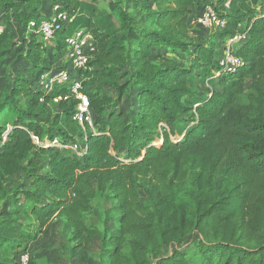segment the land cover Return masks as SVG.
Wrapping results in <instances>:
<instances>
[{
    "label": "trees",
    "instance_id": "obj_1",
    "mask_svg": "<svg viewBox=\"0 0 264 264\" xmlns=\"http://www.w3.org/2000/svg\"><path fill=\"white\" fill-rule=\"evenodd\" d=\"M20 2L0 0V12H16ZM41 2L29 5L31 19ZM152 2L139 20L120 8L116 24L86 1H55V13L74 19L57 33L53 59L76 30L94 38L80 70L92 127L73 119L77 99L54 102L66 85L49 94L34 85L53 67L48 41L24 27L11 31L25 46L30 77L17 74L0 100V264H18L60 218L75 248L89 246L99 229L86 215L97 197L109 206L105 223L116 222L103 233L102 264H264V0ZM206 7L225 26L193 41L188 20ZM241 34L232 53L246 64L225 70L217 42ZM158 49L185 62L164 63ZM7 54L0 49V60ZM74 143L87 151L76 153ZM24 164L26 180L6 186ZM189 236L196 239L185 245Z\"/></svg>",
    "mask_w": 264,
    "mask_h": 264
},
{
    "label": "rangeland",
    "instance_id": "obj_2",
    "mask_svg": "<svg viewBox=\"0 0 264 264\" xmlns=\"http://www.w3.org/2000/svg\"><path fill=\"white\" fill-rule=\"evenodd\" d=\"M8 1V0H7ZM13 1V0H11ZM20 1V0H15ZM40 10H43V18H49L54 15L56 8L55 1L57 0H41ZM95 7V12L100 15L101 18H105L119 24L120 8L128 10L132 16L139 20L150 8L153 6L152 0H83ZM45 2L48 4L45 6ZM18 11H10L3 13L2 21L5 26V36L0 40V49L6 48L8 54L0 60V100H2L10 91L14 84L17 74L26 75V72H30L29 66L25 64L24 51L25 46L19 40V37H11V31H15L21 28H25L26 34L32 39L40 40L41 37L32 31H28V21L32 16H28L26 11L30 6L35 7L37 0H21ZM28 5V6H27ZM203 7L201 8V10ZM34 17V16H33ZM188 29L190 37L193 41L201 40L208 41L215 37L217 30L215 27L206 28L198 24L195 17L188 20ZM61 36H56L53 40L48 41L47 45L50 49L48 54V64L51 66H58L55 63V59L52 57V53L60 42ZM217 41L218 39L215 38ZM218 48L221 55H225L226 44L224 45L220 41ZM24 47V50H23ZM23 50V51H22ZM154 54H158L160 60L164 63L170 61H178L184 63V54L168 52L164 49H158L154 51ZM30 74V73H29ZM30 77V76H29ZM35 81V80H34ZM122 81H126V78ZM35 85V84H34ZM103 90L109 94L116 95V91L113 88L105 86ZM210 86L202 85L201 91L209 93ZM20 99V104L25 105L26 101L23 98ZM126 108L128 104H125ZM80 139V138H79ZM81 142V139L79 140ZM46 143V142H45ZM79 146H82L78 143ZM72 148V147H71ZM73 149V148H72ZM33 159V156H31ZM40 165H44L43 160H38ZM27 165L24 164L23 172L12 177V179L6 183V186L14 189L25 181ZM26 170V171H25ZM109 206H105L101 198L97 197L94 200V208L92 212L86 215V222L88 225H95L99 229V233L95 236L92 243L85 248H75V241L73 240L71 229L68 228L65 218L57 220L52 227L46 230L36 241H31L27 248V253L32 257L36 264H102L104 259V252L101 249V242L103 233L106 227H114L116 222L110 221L105 223L104 211ZM208 239L212 238L210 236ZM196 236H189L185 239L184 244L187 245L194 241Z\"/></svg>",
    "mask_w": 264,
    "mask_h": 264
},
{
    "label": "built area",
    "instance_id": "obj_3",
    "mask_svg": "<svg viewBox=\"0 0 264 264\" xmlns=\"http://www.w3.org/2000/svg\"><path fill=\"white\" fill-rule=\"evenodd\" d=\"M3 13L0 12V39L5 34V26L2 21ZM74 19V16L67 12H56L49 18L31 19L28 22V31L38 34L45 41H51L57 33L62 31ZM199 25L206 28H222L225 26V20H222L211 7H206L204 11L196 18ZM246 38L245 34L237 35L229 39L226 43L225 55L221 58V63L225 65V70L236 71L239 67L246 64L243 58L232 53L233 46ZM63 41L66 44L61 55L69 63L68 66H53L45 70L34 81L37 88H41L46 94L55 90L57 86L66 85L67 93L54 98V102L75 98L78 100L76 112L73 119L82 126H93V118L88 96L82 92L83 77L80 70L87 66L91 53L94 50V38L87 29H78L71 35L66 36ZM52 145L61 146L57 139L53 140ZM73 150L83 155L87 151V146H79L78 143L70 145ZM30 256L23 252L18 256V264H29Z\"/></svg>",
    "mask_w": 264,
    "mask_h": 264
},
{
    "label": "crops",
    "instance_id": "obj_4",
    "mask_svg": "<svg viewBox=\"0 0 264 264\" xmlns=\"http://www.w3.org/2000/svg\"><path fill=\"white\" fill-rule=\"evenodd\" d=\"M48 4V2H45V6ZM55 7V6H54ZM56 8V7H55ZM43 10H38V11H36V13H35V16H37L38 18H43ZM55 63L56 64H59L60 66H68L69 64V62L67 61V60H64L63 59V57H62V55L61 54H59L58 56H56V58H55ZM26 75V77L28 78L29 76H30V74L28 73V72H26L25 73Z\"/></svg>",
    "mask_w": 264,
    "mask_h": 264
}]
</instances>
